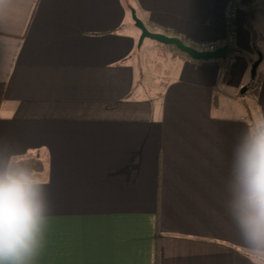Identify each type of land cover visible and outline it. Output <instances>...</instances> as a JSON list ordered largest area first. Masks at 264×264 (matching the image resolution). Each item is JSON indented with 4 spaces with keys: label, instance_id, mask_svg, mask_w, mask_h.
<instances>
[{
    "label": "crops",
    "instance_id": "obj_1",
    "mask_svg": "<svg viewBox=\"0 0 264 264\" xmlns=\"http://www.w3.org/2000/svg\"><path fill=\"white\" fill-rule=\"evenodd\" d=\"M227 2L0 0V144L51 180L37 264H251L224 202L235 136L264 113V0H240L225 59L162 43L157 87L134 58L133 8L196 44L226 38ZM237 93L249 117L233 115Z\"/></svg>",
    "mask_w": 264,
    "mask_h": 264
},
{
    "label": "clouds",
    "instance_id": "obj_2",
    "mask_svg": "<svg viewBox=\"0 0 264 264\" xmlns=\"http://www.w3.org/2000/svg\"><path fill=\"white\" fill-rule=\"evenodd\" d=\"M50 177L24 154L0 144V264H37L54 203ZM224 208L251 264H264V113L237 133Z\"/></svg>",
    "mask_w": 264,
    "mask_h": 264
},
{
    "label": "rangeland",
    "instance_id": "obj_3",
    "mask_svg": "<svg viewBox=\"0 0 264 264\" xmlns=\"http://www.w3.org/2000/svg\"><path fill=\"white\" fill-rule=\"evenodd\" d=\"M165 48V45L161 42L146 37L141 43L140 41L138 42L134 55V58H136L135 60L140 61L142 65L143 71L141 70V72H143L145 79L157 87H160L163 76H165L163 73L165 72L164 69L167 63L164 64V60L166 59V52H168ZM147 87L148 86H146V88ZM229 102L233 103V109H235L233 112L234 116L244 115L245 113L247 117H249L246 103L250 101H248L247 94L237 93V99H229Z\"/></svg>",
    "mask_w": 264,
    "mask_h": 264
},
{
    "label": "water",
    "instance_id": "obj_4",
    "mask_svg": "<svg viewBox=\"0 0 264 264\" xmlns=\"http://www.w3.org/2000/svg\"><path fill=\"white\" fill-rule=\"evenodd\" d=\"M132 16L135 21V24L140 28L141 35H140V43L146 38L155 39L161 43L165 44H175L179 49L187 52L191 57L195 59H215V58H222L225 59L228 54L229 47L227 45L220 46L214 50H200L188 43H185L184 40L178 36H171L166 33L160 31H154L148 28V26L144 23V21L137 15L136 10L132 9ZM259 60H254L252 62L251 68V77L247 84H245L241 92L247 91L255 82V76L257 67L259 65Z\"/></svg>",
    "mask_w": 264,
    "mask_h": 264
},
{
    "label": "built area",
    "instance_id": "obj_5",
    "mask_svg": "<svg viewBox=\"0 0 264 264\" xmlns=\"http://www.w3.org/2000/svg\"><path fill=\"white\" fill-rule=\"evenodd\" d=\"M240 0H228L225 6V23L227 28L226 38L223 41L211 40L196 43L200 50H214L220 46H233L236 43V18ZM182 38L181 36H178Z\"/></svg>",
    "mask_w": 264,
    "mask_h": 264
},
{
    "label": "trees",
    "instance_id": "obj_6",
    "mask_svg": "<svg viewBox=\"0 0 264 264\" xmlns=\"http://www.w3.org/2000/svg\"><path fill=\"white\" fill-rule=\"evenodd\" d=\"M166 45V44H165ZM190 45L194 46V47H197V45L193 42L190 43ZM170 50L171 52L173 53V55L175 56H180L182 58H187V59H190L196 63L198 62H201L203 59H195L193 57H191L187 52L179 49L175 44H167L166 45ZM234 48L232 46H229V55L231 54L232 55V52H233ZM222 67H223V80L226 81L228 79V63L226 60H219ZM28 160H30V162L32 163V165L34 166V168L39 171V170H42L44 165H43V162L39 159V158H27Z\"/></svg>",
    "mask_w": 264,
    "mask_h": 264
},
{
    "label": "flooded vegetation",
    "instance_id": "obj_7",
    "mask_svg": "<svg viewBox=\"0 0 264 264\" xmlns=\"http://www.w3.org/2000/svg\"><path fill=\"white\" fill-rule=\"evenodd\" d=\"M229 47V46H228Z\"/></svg>",
    "mask_w": 264,
    "mask_h": 264
}]
</instances>
